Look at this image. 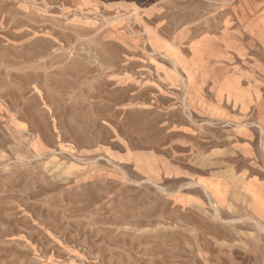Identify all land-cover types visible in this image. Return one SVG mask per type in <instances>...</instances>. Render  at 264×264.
<instances>
[{"label": "rangeland", "instance_id": "374dc122", "mask_svg": "<svg viewBox=\"0 0 264 264\" xmlns=\"http://www.w3.org/2000/svg\"><path fill=\"white\" fill-rule=\"evenodd\" d=\"M0 264H264V0H0Z\"/></svg>", "mask_w": 264, "mask_h": 264}]
</instances>
